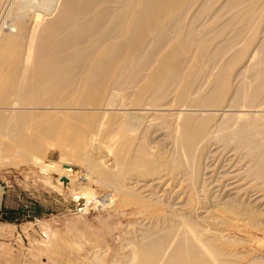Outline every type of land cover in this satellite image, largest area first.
I'll return each instance as SVG.
<instances>
[{
  "label": "bare ground",
  "instance_id": "1",
  "mask_svg": "<svg viewBox=\"0 0 264 264\" xmlns=\"http://www.w3.org/2000/svg\"><path fill=\"white\" fill-rule=\"evenodd\" d=\"M263 23L264 0H0V157L57 147L137 208L125 264H264L224 235H264Z\"/></svg>",
  "mask_w": 264,
  "mask_h": 264
},
{
  "label": "rangeland",
  "instance_id": "2",
  "mask_svg": "<svg viewBox=\"0 0 264 264\" xmlns=\"http://www.w3.org/2000/svg\"><path fill=\"white\" fill-rule=\"evenodd\" d=\"M5 138L0 136V141ZM19 138L7 141L12 157L5 153L0 157V264H125L124 254L130 251L125 231L134 232L142 224V219L133 216L137 208L101 209L96 201L109 191L96 177L89 183L79 179L87 172L83 165L63 161L57 147L49 150L44 143L42 154L24 155ZM69 164L73 172L66 174ZM82 190L88 191L82 196ZM259 228L226 229L224 235L230 242L226 241L225 249L243 261L264 258V248L253 243L255 238H264L257 234Z\"/></svg>",
  "mask_w": 264,
  "mask_h": 264
},
{
  "label": "water",
  "instance_id": "3",
  "mask_svg": "<svg viewBox=\"0 0 264 264\" xmlns=\"http://www.w3.org/2000/svg\"><path fill=\"white\" fill-rule=\"evenodd\" d=\"M64 182H66V179H63Z\"/></svg>",
  "mask_w": 264,
  "mask_h": 264
}]
</instances>
